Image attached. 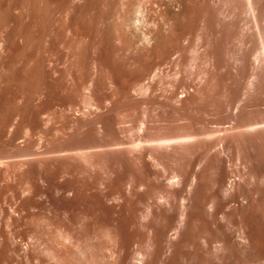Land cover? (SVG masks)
I'll list each match as a JSON object with an SVG mask.
<instances>
[{"label": "bare ground", "instance_id": "1", "mask_svg": "<svg viewBox=\"0 0 264 264\" xmlns=\"http://www.w3.org/2000/svg\"><path fill=\"white\" fill-rule=\"evenodd\" d=\"M21 1L39 16L53 2ZM105 1L98 16L123 66L120 105L87 95L82 124L101 149L131 146L98 151L105 158L97 160L80 150L73 165L91 177L98 206L122 214L127 235L123 241L113 223L101 228L87 214L83 231L96 243L82 230L59 225L53 233L46 224L53 250L45 251L57 264H264V0ZM17 3L0 0V23ZM123 123L133 132L123 125L125 137H107ZM80 201L74 211L89 210Z\"/></svg>", "mask_w": 264, "mask_h": 264}, {"label": "rangeland", "instance_id": "2", "mask_svg": "<svg viewBox=\"0 0 264 264\" xmlns=\"http://www.w3.org/2000/svg\"><path fill=\"white\" fill-rule=\"evenodd\" d=\"M17 1L18 6L16 4L14 8H11L12 11L9 10L10 19L8 17L7 21H3L5 23H0V47L2 46L0 48V264H39V262L40 264H57L54 263V259H51L54 257H51L52 244L46 243L47 236L44 239L46 232H43L47 229L43 231V228L46 224L51 229L47 226L45 228L53 233L57 231L53 230L57 227H62V229L66 227L67 230L70 228L72 232L80 234V230L87 229L90 223L86 225V222L90 219H93V222L105 223L104 225L110 222L113 224L108 223L109 226L115 227L112 230H117V232L120 230L123 241L126 239L127 230L124 229L126 224H124V217L121 218L122 214L113 213L115 216H111L106 209L98 206L99 203L97 204L98 201H96L98 198L91 188L93 186L91 177L81 176L73 165L78 160L76 155H80L81 151L82 154H87L89 159L97 160L105 158V156L100 158L99 152L106 148L131 146L130 143H126L101 149L104 142H97V139L91 136L92 133L87 132L88 129L83 126L85 124H82V121L84 123V120L89 117V115H84L90 110L86 103L88 96H95L94 99L98 98V101L108 107L109 105L112 107L120 105L118 87L121 83L119 79L122 76L120 73L123 71V66L120 61L115 60L117 57L112 52L113 48L107 37L106 21L98 16H103V12H106L107 1L53 0L51 3L52 0H46L52 6L49 5L48 9L47 3L44 4L43 9L45 7L47 11L46 9L41 10L40 16L36 15L37 11L34 15L31 8H24L21 0ZM96 2L97 6L94 5ZM102 3L106 6L100 7ZM101 8L105 10L103 9L102 12ZM42 15L50 19L48 17L42 19ZM40 20L48 21L43 23L44 25L48 23L47 32H45V26L42 27L46 37L41 31L42 22ZM93 28L97 31V35ZM104 34L107 35L101 37ZM3 42L5 45L2 44ZM119 63L121 66L117 65ZM116 67L122 68L118 70ZM172 74V71H166L163 76L169 80ZM77 124L82 125V128L76 126ZM119 125H115L116 130L107 136L108 138H123L127 131H131L127 130L128 123ZM78 127L81 130H78ZM121 127L126 128L127 131H123ZM72 128L75 130L73 131ZM77 130L81 134L77 133ZM82 130L85 132H83L84 135ZM76 133L84 136L87 142ZM88 133H91V138L87 140L85 134ZM94 138L97 147L95 144V147L92 146ZM78 143L79 146H77ZM98 143L101 146L100 144L98 146ZM75 144L77 148L81 147L84 150L76 149ZM87 144L89 146L91 144L92 147ZM83 145L87 147L88 153ZM69 148L72 151L68 152ZM107 174L110 177L106 176ZM107 174L105 176L110 178L107 179L109 184V180L112 182L116 175L114 176L115 173ZM88 186L91 187L87 188ZM80 200L82 203L86 202L87 205L84 206L89 205L87 207L89 210H83L82 213L74 211L73 205L75 206ZM87 214L92 218L89 219L87 216L89 219L87 220ZM102 223L97 226L101 227ZM108 229L111 228L108 227ZM87 230L90 231L89 228ZM89 231L88 233L83 231V233L89 236L91 234ZM94 237L89 236L90 240ZM84 239L86 237L83 236L79 240L84 241ZM95 239L93 241L96 243ZM104 240L106 242V236ZM107 242H109L108 239ZM44 244H49L46 246L50 247ZM57 245L58 243L53 245L54 251L60 253L62 248L59 250L57 247L55 250ZM45 247L51 251L49 255Z\"/></svg>", "mask_w": 264, "mask_h": 264}]
</instances>
